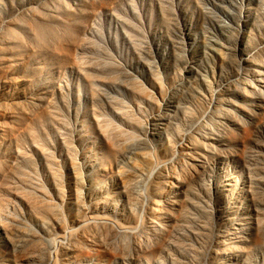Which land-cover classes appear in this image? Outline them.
<instances>
[{"label":"rangeland","instance_id":"obj_1","mask_svg":"<svg viewBox=\"0 0 264 264\" xmlns=\"http://www.w3.org/2000/svg\"><path fill=\"white\" fill-rule=\"evenodd\" d=\"M99 218L264 264V0H0V264H112Z\"/></svg>","mask_w":264,"mask_h":264},{"label":"bare ground","instance_id":"obj_2","mask_svg":"<svg viewBox=\"0 0 264 264\" xmlns=\"http://www.w3.org/2000/svg\"><path fill=\"white\" fill-rule=\"evenodd\" d=\"M140 192L141 189L139 186H136L135 192L133 193L136 200L140 199ZM130 211L133 215H137L138 207L132 204ZM78 221L80 227L92 224L90 218H84ZM95 223L111 229L109 240L113 253L112 264H205L201 262L205 252V246L201 243V240H204L203 233L195 234L196 236L194 237L188 234H178L175 239L163 235L159 239L152 241L150 237L146 238L139 235L140 222L136 227H130L124 224L115 227L110 220L106 219H101ZM28 240L29 238H23L19 246H23ZM192 240L197 242V247H189L191 245L188 242ZM62 250L65 256L75 254L74 249L66 246H62ZM80 259L81 261L79 262H76L78 260H74L67 264H83L86 261L84 257ZM107 259L108 262L112 261L109 256H107ZM42 260V254L40 250H37L26 256L23 264H42ZM93 260L94 263L92 264H102L101 260L97 258Z\"/></svg>","mask_w":264,"mask_h":264}]
</instances>
